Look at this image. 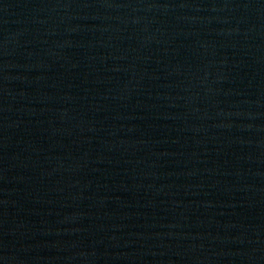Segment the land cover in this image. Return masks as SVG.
I'll return each instance as SVG.
<instances>
[{
  "label": "water",
  "instance_id": "obj_1",
  "mask_svg": "<svg viewBox=\"0 0 264 264\" xmlns=\"http://www.w3.org/2000/svg\"><path fill=\"white\" fill-rule=\"evenodd\" d=\"M0 264H264V0H0Z\"/></svg>",
  "mask_w": 264,
  "mask_h": 264
}]
</instances>
